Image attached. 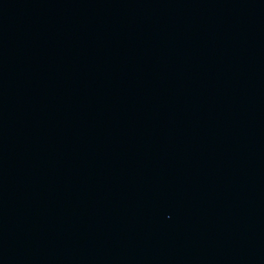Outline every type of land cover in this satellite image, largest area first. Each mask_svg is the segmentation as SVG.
<instances>
[{
    "label": "water",
    "instance_id": "1",
    "mask_svg": "<svg viewBox=\"0 0 264 264\" xmlns=\"http://www.w3.org/2000/svg\"><path fill=\"white\" fill-rule=\"evenodd\" d=\"M0 264H264V0H0Z\"/></svg>",
    "mask_w": 264,
    "mask_h": 264
}]
</instances>
